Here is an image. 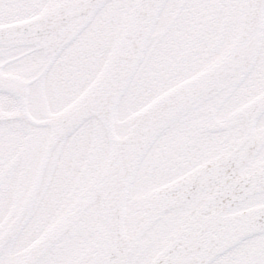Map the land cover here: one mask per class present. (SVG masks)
Listing matches in <instances>:
<instances>
[{
	"label": "snow or ice",
	"instance_id": "snow-or-ice-1",
	"mask_svg": "<svg viewBox=\"0 0 264 264\" xmlns=\"http://www.w3.org/2000/svg\"><path fill=\"white\" fill-rule=\"evenodd\" d=\"M0 264H264V0H0Z\"/></svg>",
	"mask_w": 264,
	"mask_h": 264
}]
</instances>
